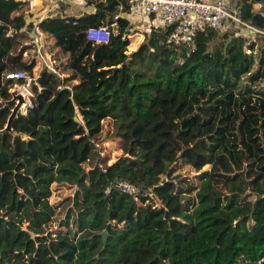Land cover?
I'll return each instance as SVG.
<instances>
[{
  "label": "trees",
  "instance_id": "obj_1",
  "mask_svg": "<svg viewBox=\"0 0 264 264\" xmlns=\"http://www.w3.org/2000/svg\"><path fill=\"white\" fill-rule=\"evenodd\" d=\"M87 4L39 24L59 60L38 72L32 14L0 0V131L23 84L7 75L36 80L32 108L0 133V264H264V37L174 45L151 23L137 34L127 0ZM237 4L243 22L264 13V0ZM113 23L106 44L87 40ZM105 140L129 157L111 161Z\"/></svg>",
  "mask_w": 264,
  "mask_h": 264
},
{
  "label": "built area",
  "instance_id": "obj_2",
  "mask_svg": "<svg viewBox=\"0 0 264 264\" xmlns=\"http://www.w3.org/2000/svg\"><path fill=\"white\" fill-rule=\"evenodd\" d=\"M19 1L27 5L28 12L31 14L34 8L36 9L38 2L37 0ZM68 1L56 0L58 4H53L52 9L57 8L59 4H66ZM127 2L128 10L120 15L126 17L130 22L133 20V24L138 21L140 16L146 18L153 16V20L150 23L153 26L167 30L168 43L174 45H189L199 32L207 30L223 32L228 24L244 28L258 37H264V25L258 28L252 25L251 21L248 23L241 21V7L237 4V0H127ZM254 9L260 11V4H255ZM119 10L125 11L122 6H119ZM256 14L264 17V13L257 12ZM150 23L148 24V29ZM114 25L113 23L111 25L88 28L86 30L87 40L95 44H106L109 41L110 29ZM34 44L36 47V58L40 65L39 68L46 66L48 69L53 70L54 62L42 52V45L39 43ZM7 78L23 81L22 85L15 86L16 92L14 90V94H22L24 103L20 106L19 114L25 115L32 108L33 93L31 84L35 83L36 80L24 71L9 73ZM114 188L125 195H131L135 191L134 187L128 183H117Z\"/></svg>",
  "mask_w": 264,
  "mask_h": 264
},
{
  "label": "rangeland",
  "instance_id": "obj_3",
  "mask_svg": "<svg viewBox=\"0 0 264 264\" xmlns=\"http://www.w3.org/2000/svg\"><path fill=\"white\" fill-rule=\"evenodd\" d=\"M53 4H58V3H56V0H40V1L38 0L36 9L34 8L32 15L30 17L25 18L26 25L31 26L29 27L31 30L28 31V37L33 41V43L41 44L42 52L45 53V55L47 53L48 57H50L51 60H52L54 49L50 48V44L53 42V38L48 32L44 31L40 27L39 24L44 19L51 18V16L52 17H55V16L67 17L71 15H76L77 13L89 12L90 9H92V4H87V0H69L68 3L66 4L63 3L62 8H59V6H61V4H59L57 8L52 9V6H54ZM138 19H141L143 21V17H140ZM142 21L138 20L135 24H133V20H131V22L129 21L130 23H132L134 30L138 32L137 34H143V31L148 30V23H150L151 18L146 20L147 21L146 24H144V22ZM228 30H231V29H228ZM143 38L144 37L139 36L137 40L134 39L133 46L130 47V49H128V52L135 50L137 48V45L143 41ZM50 58H47V59H50ZM37 71L39 72L40 68H37ZM15 88L12 90L13 93H14V90L16 92ZM158 114H159V121H165V117H164L162 110H158ZM110 125L112 124L110 123ZM164 127H165L164 131L166 132L168 129L166 126ZM170 128H171L170 133L173 134L174 129L171 126ZM107 131L111 133L112 130L109 127V123L105 122L104 131H103L102 136L107 137L108 135ZM164 136H167V135H164ZM161 142L162 140L159 143ZM103 146L106 149L107 153L110 152L111 161H115L122 157H129L128 152L125 153V149H121V148L119 149L118 144L115 143L114 141L105 140L103 142ZM171 146L175 147V144L172 143ZM184 174H190L191 176L193 175L192 173H190V171H185ZM59 191L60 192L58 193L54 191V200L56 202L63 201V199L67 197V195H70L71 188L69 187L59 188Z\"/></svg>",
  "mask_w": 264,
  "mask_h": 264
},
{
  "label": "water",
  "instance_id": "obj_4",
  "mask_svg": "<svg viewBox=\"0 0 264 264\" xmlns=\"http://www.w3.org/2000/svg\"><path fill=\"white\" fill-rule=\"evenodd\" d=\"M251 24L258 28L262 27L264 25V17H262L260 14H255L251 19ZM10 103L14 105V108L12 109L11 114L8 117L5 128L2 131H0V133H4V132L12 133V127H11L12 122L19 115L20 106L24 103L22 94H14L13 98L10 100ZM101 236H102L103 245H105L107 240V233L103 232L101 233Z\"/></svg>",
  "mask_w": 264,
  "mask_h": 264
},
{
  "label": "crops",
  "instance_id": "obj_5",
  "mask_svg": "<svg viewBox=\"0 0 264 264\" xmlns=\"http://www.w3.org/2000/svg\"><path fill=\"white\" fill-rule=\"evenodd\" d=\"M91 11H92V9H90V12ZM140 17H143V16H140ZM138 20L142 21L141 19H138ZM146 20H148V18L143 17V21L142 22H144V24H146V22H147ZM228 29L234 30V35L241 36V37L245 38L247 41H255L256 39L259 38L258 36L253 35L250 31H248V30H246L244 28H241V27H237L236 25H233V24H228L225 30H228ZM46 55H47V53H46ZM58 60H59V57H58V54H57L56 55V60H54V61L52 60V61L55 63V61H58Z\"/></svg>",
  "mask_w": 264,
  "mask_h": 264
}]
</instances>
